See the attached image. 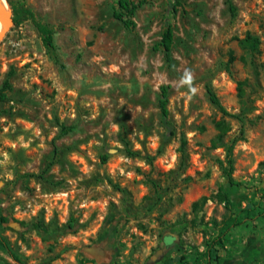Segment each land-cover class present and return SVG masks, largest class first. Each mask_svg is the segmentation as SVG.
Listing matches in <instances>:
<instances>
[{"label": "rangeland", "instance_id": "obj_1", "mask_svg": "<svg viewBox=\"0 0 264 264\" xmlns=\"http://www.w3.org/2000/svg\"><path fill=\"white\" fill-rule=\"evenodd\" d=\"M9 1L54 46L30 20L0 41V238L18 260L205 264L206 245L234 220L222 264H264V0H178L175 11L172 0H128L138 5L130 28L112 16H125L117 0ZM166 25L168 62L153 49ZM246 33L255 53L238 46ZM207 89L240 120L222 117ZM219 119L224 142L236 139V186L213 145ZM0 264L15 263L0 251Z\"/></svg>", "mask_w": 264, "mask_h": 264}, {"label": "trees", "instance_id": "obj_2", "mask_svg": "<svg viewBox=\"0 0 264 264\" xmlns=\"http://www.w3.org/2000/svg\"><path fill=\"white\" fill-rule=\"evenodd\" d=\"M173 1V7L171 11H175L176 7L179 6L178 0H172ZM10 10H11V24L14 27H17L22 21L24 20H30L32 25L34 26L35 30L40 36V40L42 45L45 47V49L49 52L54 51V46L52 42V36L50 30L42 23L38 22L31 11L27 8H23L22 6L16 10L13 8L9 0H6ZM117 6L124 11L125 16L122 17L121 15L117 13H113L112 16L116 20H118L121 25L124 28H130L132 26V22L130 21L129 17L133 15L135 9L138 7V5H134L128 0H117ZM229 10L232 11V7L229 4ZM172 31L171 27L169 25H166L163 31L160 34V39L157 42V44L154 46L153 49L159 50L162 55L165 62H168L170 60V50L172 45ZM258 40L255 37H252L250 34L246 33L245 36L238 42V46L247 51L248 53H255L257 51L258 46ZM229 63L232 61V57L229 56ZM3 87H7V84H4ZM244 81H237L236 83V98L238 99V102L240 104H244ZM208 99L212 105H214L217 109V111L221 114L222 117H231L235 118L237 120H240L241 118V112H238L237 114H228L223 107L219 104L217 98L212 93L210 89L206 90ZM167 87L166 86H160L159 88V98L157 100V108L160 114L161 119L166 123V119L168 116V110H167ZM213 128L215 130V136L213 145L216 147H221L223 154H224V160L219 161L218 163L221 167V172L225 177V180L228 185L230 186H236L238 185L237 182H235L231 176L232 172V146L236 139L232 138L229 141L224 142V137L226 136L228 132V125L225 123L223 119H219L213 124ZM183 143L180 146V149H182ZM182 152V150H179ZM222 164H225L226 167H223ZM220 199L223 202H226V197L223 194H219ZM205 198H200L199 201H203ZM197 202H193L191 204V207H196ZM248 217V216H246ZM249 219V218H247ZM6 218L0 214V224H5ZM237 225V222L234 220L228 224V226L225 228L224 231H227L229 227H234ZM37 227V226H36ZM223 231V232H224ZM222 232V233H223ZM220 234L218 237H216L213 241L210 242V244L206 245L205 251L202 254L203 259L205 260V264H220L222 261V256L220 255V251H222V242H223V236L224 234ZM0 251L4 252L15 264H22L18 258L11 252L9 247L4 243L3 239L0 238ZM79 264H95V261L89 258H81L78 260Z\"/></svg>", "mask_w": 264, "mask_h": 264}, {"label": "water", "instance_id": "obj_3", "mask_svg": "<svg viewBox=\"0 0 264 264\" xmlns=\"http://www.w3.org/2000/svg\"><path fill=\"white\" fill-rule=\"evenodd\" d=\"M11 26V19L0 11V41Z\"/></svg>", "mask_w": 264, "mask_h": 264}, {"label": "bare ground", "instance_id": "obj_4", "mask_svg": "<svg viewBox=\"0 0 264 264\" xmlns=\"http://www.w3.org/2000/svg\"><path fill=\"white\" fill-rule=\"evenodd\" d=\"M0 11L3 13L5 16H8L9 14V9H8V4L6 0H0Z\"/></svg>", "mask_w": 264, "mask_h": 264}, {"label": "clouds", "instance_id": "obj_5", "mask_svg": "<svg viewBox=\"0 0 264 264\" xmlns=\"http://www.w3.org/2000/svg\"><path fill=\"white\" fill-rule=\"evenodd\" d=\"M191 79H192L191 75L186 73L185 82L190 83Z\"/></svg>", "mask_w": 264, "mask_h": 264}, {"label": "crops", "instance_id": "obj_6", "mask_svg": "<svg viewBox=\"0 0 264 264\" xmlns=\"http://www.w3.org/2000/svg\"><path fill=\"white\" fill-rule=\"evenodd\" d=\"M222 260H223V261H225V260H226V258H224V259H222ZM223 261H222V262H223ZM222 262H221L220 264H222Z\"/></svg>", "mask_w": 264, "mask_h": 264}]
</instances>
